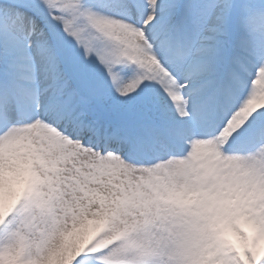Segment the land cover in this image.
<instances>
[{
  "label": "snow or ice",
  "instance_id": "1",
  "mask_svg": "<svg viewBox=\"0 0 264 264\" xmlns=\"http://www.w3.org/2000/svg\"><path fill=\"white\" fill-rule=\"evenodd\" d=\"M0 264H264V0H0Z\"/></svg>",
  "mask_w": 264,
  "mask_h": 264
}]
</instances>
